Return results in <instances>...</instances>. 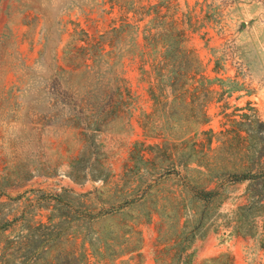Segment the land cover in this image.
<instances>
[{
  "label": "rangeland",
  "instance_id": "rangeland-1",
  "mask_svg": "<svg viewBox=\"0 0 264 264\" xmlns=\"http://www.w3.org/2000/svg\"><path fill=\"white\" fill-rule=\"evenodd\" d=\"M176 1L205 26L190 43L216 91L204 130L264 121V0ZM104 4L0 0V264H55L63 249L83 258L91 240L97 257L107 246L112 255L133 252L120 260L156 264L158 235L173 237L181 227L194 236L197 261L226 254L233 264H264V222L240 209L247 182L219 187L195 164L172 169L150 148L144 158L133 151L137 141L159 142L144 140L140 126L152 103L131 60L135 32L113 41L128 89L114 110L109 97L121 98L113 82L73 58L75 24L91 37L108 30L114 15ZM187 183L216 196L204 204ZM69 237L76 245L65 243Z\"/></svg>",
  "mask_w": 264,
  "mask_h": 264
},
{
  "label": "trees",
  "instance_id": "trees-1",
  "mask_svg": "<svg viewBox=\"0 0 264 264\" xmlns=\"http://www.w3.org/2000/svg\"><path fill=\"white\" fill-rule=\"evenodd\" d=\"M104 5L108 6L106 13L111 17L114 15L108 30L91 37L75 24L72 31L73 58L99 77L113 82V92L121 98L115 102L109 97L107 104L114 110L117 103L122 104L123 93L128 89L124 58L115 55L113 41L122 38L128 31L135 32L136 48L131 60L137 64V71L147 85L152 103L151 112L143 115L140 126L144 140L159 142L146 146L144 141H137L133 151L144 158L150 154V148L165 157L172 169L178 165L189 171L190 164H195L199 174H213L212 178L219 187L247 182L248 204L240 209L248 214L255 211L257 218L264 222V121L253 118L246 125L247 130L241 129V123L233 120L228 121V128L218 133L212 129L204 130L210 122L207 108L216 91L213 80L206 75L196 51L190 45L193 37L205 29L201 25L200 13L188 4L182 9L176 0H164L162 4H144L143 0H105ZM206 35L207 32L202 34ZM189 96H196V99H188ZM214 143L216 147H212ZM137 146L142 149L135 148ZM185 187L193 198L204 204L216 196L214 190L189 183ZM116 211L113 209L103 216L90 218L109 217ZM185 234L184 227H181L173 237L158 235L155 263L233 264L226 254L197 261L194 252H190L194 236ZM57 237L59 235L53 239L58 241ZM76 242L77 238L65 240L66 244L76 245ZM94 242L88 241L92 251L79 259L71 257L63 249L55 257V264H134L132 257L120 260L132 255V251L112 255L108 253L107 246L97 257Z\"/></svg>",
  "mask_w": 264,
  "mask_h": 264
}]
</instances>
